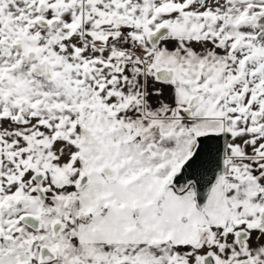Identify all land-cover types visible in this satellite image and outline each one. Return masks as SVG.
<instances>
[{
  "label": "snow or ice",
  "instance_id": "1",
  "mask_svg": "<svg viewBox=\"0 0 264 264\" xmlns=\"http://www.w3.org/2000/svg\"><path fill=\"white\" fill-rule=\"evenodd\" d=\"M0 264H264V0H0Z\"/></svg>",
  "mask_w": 264,
  "mask_h": 264
}]
</instances>
